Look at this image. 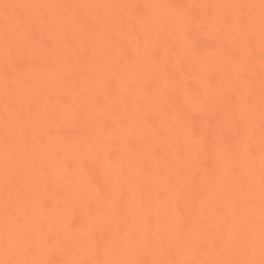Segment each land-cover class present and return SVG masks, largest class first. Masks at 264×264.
<instances>
[{
    "label": "bare ground",
    "instance_id": "1",
    "mask_svg": "<svg viewBox=\"0 0 264 264\" xmlns=\"http://www.w3.org/2000/svg\"><path fill=\"white\" fill-rule=\"evenodd\" d=\"M0 264H264V0H0Z\"/></svg>",
    "mask_w": 264,
    "mask_h": 264
}]
</instances>
